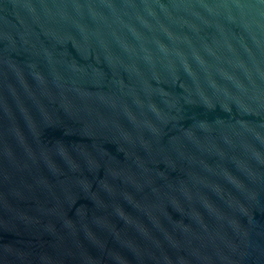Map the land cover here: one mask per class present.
Listing matches in <instances>:
<instances>
[{"label":"water","instance_id":"95a60500","mask_svg":"<svg viewBox=\"0 0 264 264\" xmlns=\"http://www.w3.org/2000/svg\"><path fill=\"white\" fill-rule=\"evenodd\" d=\"M0 264H264V0H0Z\"/></svg>","mask_w":264,"mask_h":264}]
</instances>
